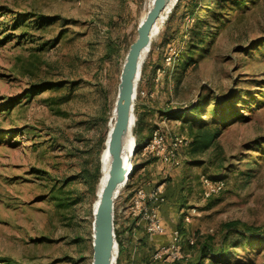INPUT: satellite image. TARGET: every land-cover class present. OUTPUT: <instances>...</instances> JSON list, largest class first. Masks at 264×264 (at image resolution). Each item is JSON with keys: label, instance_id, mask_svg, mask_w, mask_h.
Masks as SVG:
<instances>
[{"label": "rangeland", "instance_id": "374dc122", "mask_svg": "<svg viewBox=\"0 0 264 264\" xmlns=\"http://www.w3.org/2000/svg\"><path fill=\"white\" fill-rule=\"evenodd\" d=\"M146 3L0 0V260L92 264V203L107 121ZM191 4L177 0L138 82L135 108L149 125L190 141L179 166L140 150L133 154L134 171L116 198L115 218H129L126 206L139 185L165 182L167 197V232L151 240L142 227L135 251L139 264L155 249L153 241H168L176 227L184 230L194 259L208 235L220 243L225 221L264 224V143L245 147L264 139V103H253L245 113L250 118L221 134L227 167L194 162L211 159V150L190 153L194 104L229 99L238 88L257 90L264 79V0L234 2L222 20L212 19L204 28L209 37L202 55L189 35ZM43 85L50 87L38 88ZM210 111L207 105L203 117ZM203 174L223 177L225 189L203 198ZM191 236L196 244L188 248ZM124 261L130 264L128 254ZM226 264H264V245L239 247Z\"/></svg>", "mask_w": 264, "mask_h": 264}, {"label": "trees", "instance_id": "16d2710c", "mask_svg": "<svg viewBox=\"0 0 264 264\" xmlns=\"http://www.w3.org/2000/svg\"><path fill=\"white\" fill-rule=\"evenodd\" d=\"M183 1H185V5L192 1V4L188 7L187 11H193L194 13V29H191L189 35H194V45L199 47L200 55H202L207 47L205 43L209 37V32H205L204 28L209 26L212 19L222 20L225 17L223 10L227 9L234 2L241 5L243 0H180V2ZM177 10L178 7L176 11ZM207 30H209V28H207ZM182 59L189 60V57H183ZM257 82L259 85V89L257 90H244L238 88L235 95L229 99L223 101L216 99L212 102L209 101L207 104H203L202 102L194 104V108L192 109V111H194V122L190 123V134L192 136V141L190 143L191 156L194 155L195 157L196 154L204 153L208 150L213 152L211 159L208 161L194 158L195 163H205L208 167L215 164L218 170L227 167L225 165L227 158L224 156V149L220 141V136L227 128L230 127L232 123L250 118V115H245V113L253 106V103L254 105L264 103V79H259ZM43 86L45 87L39 86L38 88L41 89L50 87L48 85ZM207 105L211 109L209 118L203 117ZM135 112L137 119L134 134L136 142L140 144L144 139L150 137L156 127H151L149 125L145 119V113L138 109L137 106L135 108ZM175 114L178 115L180 113ZM186 115L189 117L191 116V113H187ZM262 143H264V139L261 140L260 137L245 143V147L246 149H250L253 146L255 147ZM242 158L243 157L239 159ZM129 183L130 179L127 184ZM136 226L137 220L133 219L128 225H126L123 231H121V229L117 226V218H115L116 235L119 242L118 264L121 263L122 254L124 252V244L126 241H131L132 233L134 231V227ZM140 227L142 228V225ZM180 230L181 233H183L184 230L182 228H180ZM222 230L223 234L220 243L217 245L215 238L208 235L206 242L200 246L199 253L194 259L190 257L185 261L178 260L172 263L158 264H226V260L232 255L233 251L239 247L249 246L252 244L264 245V224L255 225L243 222L240 219H232L225 221L222 224ZM123 234L127 235V239L124 238ZM149 235L150 237L152 236V234ZM168 241L167 239L164 241L162 240L160 244L153 241V245L156 249L161 244ZM192 246L193 245H187L188 248ZM151 253L148 255L147 260L149 259ZM127 254L130 257L131 252H128ZM147 260L145 264L147 263ZM0 262H3L4 264H20L18 261L12 259H2Z\"/></svg>", "mask_w": 264, "mask_h": 264}, {"label": "water", "instance_id": "95a60500", "mask_svg": "<svg viewBox=\"0 0 264 264\" xmlns=\"http://www.w3.org/2000/svg\"><path fill=\"white\" fill-rule=\"evenodd\" d=\"M170 0H156L152 10L142 24L138 25L137 36L131 43L125 58V69L122 73L118 93V114L112 132V161L110 178L104 188L99 212L97 215V240L94 250L95 264H111L115 244L119 242L115 228V202L120 193V185L128 182L124 178L131 163H125L122 155V145L129 123H136L135 99L138 81L141 75L140 59L143 50L150 46L151 33L162 12ZM133 137L136 139L134 131ZM119 251V248H118Z\"/></svg>", "mask_w": 264, "mask_h": 264}, {"label": "built area", "instance_id": "2783aa9c", "mask_svg": "<svg viewBox=\"0 0 264 264\" xmlns=\"http://www.w3.org/2000/svg\"><path fill=\"white\" fill-rule=\"evenodd\" d=\"M189 142L188 137L184 134L169 136L165 129L156 128L150 137L144 139L140 144L136 142L135 152L140 150L143 156L150 155L164 163L179 166L183 160L181 150L189 145ZM133 161L134 158L132 166H135ZM201 182V195L205 199L220 193L226 187V180L223 177L203 174ZM164 183L153 186L139 185L126 206L128 216L136 219L137 226L143 225L149 234H164L167 230L166 220L162 213V206L167 201L163 190ZM184 219L190 222L191 215L186 213ZM187 243L194 245V237H189ZM190 255V251H188L183 242L181 230L176 227L173 228L169 241L153 250L146 264L185 261L190 258Z\"/></svg>", "mask_w": 264, "mask_h": 264}, {"label": "bare ground", "instance_id": "6f19581e", "mask_svg": "<svg viewBox=\"0 0 264 264\" xmlns=\"http://www.w3.org/2000/svg\"><path fill=\"white\" fill-rule=\"evenodd\" d=\"M156 0H147L146 6L141 14L140 17V24L143 23V21L146 19L147 15L149 12L152 10ZM177 0H170L168 2V5L162 12L161 16L159 17L158 21L154 25V28L152 29L151 33V43L150 46L146 47L141 55L140 59V66H141V72L143 65L145 63L146 57L150 50L152 49V43L153 41L157 40L159 36L161 35L163 25L165 24L166 20L168 19L171 11L173 10V7ZM126 61V60H125ZM125 69V63L122 64V70H121V76L122 73ZM141 77V75H140ZM121 79V77H120ZM140 79V78H139ZM139 79L137 81L139 82ZM120 84V82H119ZM119 93V91H118ZM118 96L115 100V103L113 104L112 110L110 112L109 119L107 121V131H106V136H105V141H104V147L101 152L100 156V162H101V176L99 179L98 183V188H97V196L94 199L92 203V233H91V238H92V248L95 250V245H96V240H97V215L99 212L100 208V203H101V197L104 191V188L110 178V166H111V161H112V145H111V138H112V132L113 128L115 125V120L119 111L118 104H117ZM136 123L131 120L129 123L128 130L126 132V135L123 140V145H122V155L125 163L130 164L131 166L127 168L125 172L124 178L129 180L131 174L134 171V166H132V159H133V154L135 152L136 148V140L133 137V129L135 127ZM126 183H123L120 185V190L125 186ZM118 246L115 244L114 249H113V254H112V260L111 264H118V257H119V251H118ZM94 254V252H93ZM96 263V257L93 255V260L92 264Z\"/></svg>", "mask_w": 264, "mask_h": 264}, {"label": "crops", "instance_id": "0c3cea01", "mask_svg": "<svg viewBox=\"0 0 264 264\" xmlns=\"http://www.w3.org/2000/svg\"><path fill=\"white\" fill-rule=\"evenodd\" d=\"M164 211V206L162 207V212ZM126 217V219H122L121 218V216H119L118 218H117V226L121 229V231H123V229L126 227V225H128L129 224V222H131L134 218H131V217H129L128 219H127V216H125ZM141 226V225H140ZM140 226H136V227H134V231H133V233H132V239H131V241L130 242H125V244H124V252H123V254H122V258H121V264L123 263V261H124V258H125V256H126V254L128 253V252H131V254H130V257H129V259H130V264H139V262H140V259L138 258L137 260H136V254H135V251L137 250V245H138V242H137V239H138V236H137V234L140 232V230L142 229V228H139ZM137 227H138V229H137ZM142 227H144L143 225H142ZM172 230L173 229H171V232H172ZM166 232H167V230H166ZM165 232V233H166ZM126 233V232H125ZM148 233V232H147ZM165 233L164 234H157V235H153L152 234V236H151V238H152V240H153V238L155 237H160V238H163V236H165ZM123 236H124V238H126L127 239V235L126 234H123ZM136 241V242H135ZM150 243H151V241H149ZM137 243V244H136ZM132 247H134V248H132ZM134 249V250H133ZM125 262V261H124ZM136 262V263H135ZM145 264V263H144Z\"/></svg>", "mask_w": 264, "mask_h": 264}]
</instances>
